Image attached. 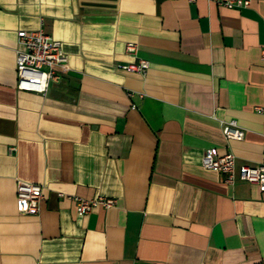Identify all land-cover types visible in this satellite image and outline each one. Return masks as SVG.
I'll return each mask as SVG.
<instances>
[{"label":"crops","instance_id":"crops-1","mask_svg":"<svg viewBox=\"0 0 264 264\" xmlns=\"http://www.w3.org/2000/svg\"><path fill=\"white\" fill-rule=\"evenodd\" d=\"M249 1L0 0V264H264V195L239 179L264 162ZM38 29L68 58L44 94L16 88L17 32ZM138 59L145 76L119 67ZM210 148L234 155L232 183L201 165ZM17 181L43 187L36 214L17 212ZM74 197L115 204L81 214Z\"/></svg>","mask_w":264,"mask_h":264},{"label":"built area","instance_id":"built-area-1","mask_svg":"<svg viewBox=\"0 0 264 264\" xmlns=\"http://www.w3.org/2000/svg\"><path fill=\"white\" fill-rule=\"evenodd\" d=\"M221 7L239 9L247 7L249 0H214ZM17 41L21 46L16 50V88L21 91H29L44 94L49 84L57 80L68 71L67 55L62 51L59 41L52 39L42 29L35 31L17 32ZM125 51L136 57L137 45L126 43ZM264 59V50L261 51ZM122 70H128L140 76H145L149 62L138 59L136 62L119 66ZM132 92H128L130 96ZM143 95L139 94L141 98ZM258 112L264 108H256ZM222 133L226 139L240 140L243 131L235 121H229L222 125ZM234 155L231 153L220 155L215 149H207L201 158V165L205 169L218 171L224 176L226 183L234 181ZM239 179L255 184L259 192L264 195V162L256 166L244 165L239 168ZM43 199V187L39 184L17 181L16 183V208L19 214H36L39 204ZM78 213L88 214L97 206L105 209L115 204V199L97 197L94 199L72 198ZM160 264V263H153Z\"/></svg>","mask_w":264,"mask_h":264}]
</instances>
